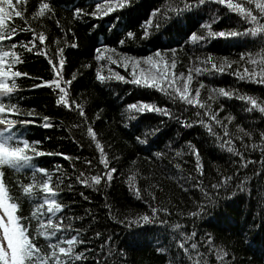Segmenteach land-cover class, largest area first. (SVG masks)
Listing matches in <instances>:
<instances>
[{
  "label": "trees",
  "instance_id": "1",
  "mask_svg": "<svg viewBox=\"0 0 264 264\" xmlns=\"http://www.w3.org/2000/svg\"><path fill=\"white\" fill-rule=\"evenodd\" d=\"M41 2L26 0V3L17 5L24 13L23 18H14L8 24L17 29L18 36L0 44V51L22 54L24 62L17 69L29 73L28 77L17 79L19 88L11 102L25 112L35 109L37 123L19 131L30 140L41 141L39 150L65 154L45 155L33 160L37 168H46L64 180L60 186L63 190H56L57 201L65 205L53 218L54 222L64 226L57 235L68 239L76 235L77 230L80 232L83 243L75 245V252L85 254L87 259L84 264H264V172H261L264 169V154L261 151L264 140L260 136L264 132V113L247 111L250 105L236 98L248 95L264 101V85L242 81L232 75L237 69L242 73L245 68L249 72L259 70V61L264 58V45L260 44L259 36L250 35L231 39L209 38L206 44L186 43L194 32L207 37L208 29L200 27L205 22L211 25L213 31L242 30L256 25L245 22L239 13L213 0L182 15L174 10L182 8L184 3L196 4L197 0H129L126 8L103 17H93L91 12L96 10V3L103 4L105 0H47L52 4L53 12L45 17H36L33 13L39 10ZM233 2L244 3V0ZM76 7L84 9L87 14L74 17L73 9ZM252 7L254 9V5ZM156 8L161 11L152 16ZM165 12L167 17L163 15ZM216 14L221 18L212 23ZM150 18L153 24L148 29L149 37L145 38L140 25ZM57 20L60 27L56 25ZM260 23L264 24V19ZM24 27L45 34V42L41 45L37 40V48L46 52V56L35 50L26 53L19 46L16 49L10 47L11 43L19 45L33 39L31 32L20 31ZM128 31L135 34L134 39L126 37ZM121 39H125L126 43L121 45ZM73 44L78 46L72 47ZM102 45L115 51H104L103 57L97 61L96 49ZM57 48L64 49L63 78L71 81L66 88L67 99L70 104L72 101L83 104L86 120L74 107L69 110L56 105L58 90L47 86L32 88L34 83L55 77L48 61L52 59L55 63L59 59ZM171 48H176L177 53L176 67L170 71L177 78L180 88L189 70L204 67L201 62L209 55L218 65L224 57L232 62L231 69L223 74L197 75L192 72L194 78L189 85L190 95L195 97V90L203 83L204 87L196 98L206 104V108L189 105L180 100L178 94L172 99L159 89L131 83V68L121 66L120 55L141 58L156 50ZM241 53H251V59L257 64L253 65L248 58L241 61ZM109 55L117 62L109 63L106 59ZM172 59L169 52L165 62L171 63ZM98 68L105 76L109 75L108 69L111 68L125 76L128 82L113 77L101 83L96 78ZM148 70L150 72L145 71V74H155L150 67ZM73 73L76 74L75 80H72ZM180 73H184V78L180 77ZM137 75H140L139 69ZM220 88L235 95L229 99L213 91ZM4 102L8 103L7 100ZM140 102L166 107L175 118L152 111L141 114L127 108ZM97 113H100L98 119ZM212 115L221 124L217 125L211 119ZM44 116L49 117L51 127L40 126L45 123ZM229 116L234 119L229 121ZM182 121L192 126L186 127ZM89 124L107 153L110 167L117 169L111 182L105 178L95 186L91 182L85 186L76 180L81 172L88 177L103 175L106 171L99 162L100 152L95 141L87 132ZM205 125H211L212 131L209 132ZM224 126H227V134ZM157 127L159 131L154 135H142ZM241 129L251 132V137L245 136ZM136 136L148 142L139 144ZM189 143L199 151L203 175L196 171L195 155L188 147ZM221 143L225 144L223 148ZM254 144L258 146L255 149L252 148ZM230 146L242 152L247 161L255 163L241 167V158L228 151ZM158 151L163 153L161 158L154 156ZM86 161H91V165ZM2 170L8 194L20 205L17 215L23 218L22 224L42 250H49L48 244L54 243L56 238L48 240L38 236L37 221L32 218L36 205L43 203L45 193L37 188L36 195L25 196L18 183L30 182L32 170L25 167L18 172L8 166ZM224 176H233V180L220 189H209V199L193 187L201 181L206 186L217 183ZM44 179L42 174H37V183ZM241 181L245 183L241 184ZM69 184L71 189L67 187ZM151 207L167 208L168 212H158L155 219L145 222L141 217H152ZM198 211V217L188 215ZM174 224L181 225V228H173ZM97 232L101 233L99 237L95 235ZM180 241L185 242L187 253L179 247ZM192 243L197 245L196 249L190 247ZM160 248L167 251L161 253L158 251ZM224 253L228 255L224 256ZM217 256L221 259L218 260Z\"/></svg>",
  "mask_w": 264,
  "mask_h": 264
},
{
  "label": "snow or ice",
  "instance_id": "2",
  "mask_svg": "<svg viewBox=\"0 0 264 264\" xmlns=\"http://www.w3.org/2000/svg\"><path fill=\"white\" fill-rule=\"evenodd\" d=\"M214 3L219 5H227V7L235 12L239 13L243 20L250 24H255V27L251 28H243L242 30L237 29H227L221 31H213L211 30V25L207 22L201 24V28H207V37L199 36L197 32L191 34L189 40L186 43L191 42L193 44L198 43H208L209 38H223V39H231L234 37H240L245 35H250L253 37H260V44L264 45V24L260 23L261 19H264V0H244V3H234L233 0H213ZM21 3H26V0H0V44L5 41H12L17 38L18 32L14 27L9 26L8 22L12 21L14 18H23L24 13L18 9L17 5ZM208 3V0H197L196 4L184 3L182 8L175 9L174 11L178 12V15H182L185 11L191 10L194 7H198L200 5H204ZM129 5V0H105L103 4L96 3V10L91 12V16H100L103 17L109 13H113L117 9H124ZM254 5V9L253 6ZM160 9L156 8L151 13L152 16H156L160 13ZM256 11V14L253 12ZM53 12L52 4L47 2V0H42L39 5V10L36 13H33L36 17H45L47 13ZM82 14H87L84 12V9L76 7L73 9V15L76 18H79ZM165 17L168 16V13L165 12L163 14ZM220 16L218 14L212 17V23H217L220 20ZM153 24L152 19L150 18L147 21H144L140 27L144 29L143 35L145 38L149 37L150 31L148 30ZM57 27H60V21H56ZM159 28V24L155 25ZM21 32H31L33 39L29 42H21L19 45L17 43H11L10 47L12 49H16L18 46L24 50L26 53H33L34 50L41 55H47L46 52L42 50H38L37 48V40L41 45L46 40V36L43 32L37 33L30 27H24L20 29ZM61 31L63 29L61 28ZM126 37L128 39H134L135 34L132 31H128L126 33ZM121 45L126 43L125 39H121L119 41ZM57 44H59V40H57ZM78 45L73 44L72 47H77ZM103 49V51H102ZM104 51H112L114 49H108L106 45H102L96 49L97 55L96 60L99 61L103 57ZM172 54V62L166 63L165 57L168 53ZM177 53L176 48H171L167 50H156L153 54L148 55L146 57H130L127 55H120L121 66L123 68H131V83H134L138 86H150L154 89H159L161 92L168 95L170 98L175 99L176 94L179 95V99L182 101H186L189 105H197L200 108H206L207 105L202 103L196 97H199L200 89L204 87V84L201 83L200 87L195 90L196 96L193 97L190 95L191 89L189 87L190 82L194 78L192 72L194 71L197 75L201 74H223L226 71L230 70L232 67V62L228 60L227 57H224L223 60L217 64L215 59L209 55L206 59H204L201 63L204 67H196L194 69L189 70V74L183 84V87L180 88L177 85V78L172 75L171 69H175V55ZM64 49L57 48V56L58 60L54 63L52 59H49V64L51 65L52 71L55 73V77L52 80H41L39 84H32V88L39 87H50L53 90H58L57 99L55 101L56 105L63 106L68 108L69 110L74 109L79 111V115L85 120L87 117L85 116L84 106L81 103H76L72 101L69 103L67 99V91L66 88L71 84V81H65L63 78V65L65 63L63 59ZM251 53H241L240 60L244 61L246 58L251 59ZM109 63H115L112 56L109 55L106 57ZM199 59V58H197ZM24 60L22 58V54H17L15 51L6 52L0 51V230H2V239H0V264H76V262H80V264H84L86 261V256L84 253L75 252V245L82 244L83 240L80 239V232L77 230L76 235H72L71 238L65 239L64 235L58 236V233L62 232V228L64 227L61 223L54 222V217L57 216V213H60L65 205L59 203L56 199V190L61 189V185L64 183V180L61 176L55 175L54 172H49L46 168L39 167L37 168L33 164L34 158H38L45 155H65L63 153H45L39 150L38 146L41 144L39 140H30L25 137L20 129L25 128L28 125H34L37 123L36 112L35 109L28 110L27 112L23 111L18 104L12 103L13 97L17 94V90L19 85L17 84V79L20 77H28L29 73L21 72L17 69V66L23 64ZM148 64L150 66V70H154L155 74H145V69L141 68V63ZM251 63L253 65L257 64V61L251 59ZM259 70H253L251 72L248 71L247 68L244 69L243 73L237 69L232 75L238 77L242 81H248L260 85H264V58L259 61ZM87 67V65H85ZM103 67V66H102ZM139 69L140 75H137V70ZM109 75L105 76L101 73V68L97 69V80L101 83L112 79L113 77L118 81H127L125 76L120 75L118 72H114L111 68L108 69ZM180 77L184 78V73H180ZM76 79V74L73 73L72 80ZM217 93V95L227 97L229 99L233 98L235 95L234 92L226 91L223 88L213 90ZM241 101H246L250 107L246 110L251 112L254 110H259L261 113H264V101H260L257 98L248 95H240L238 97ZM7 100L6 104L4 101ZM223 108V105L220 106ZM128 109H135L139 113L143 114L148 111L155 112L157 114L169 117H173L171 111L166 107H158L154 104L149 103H133L127 106ZM100 113H97V119L99 118ZM16 117V118H12ZM25 117V118H19ZM135 118V117H133ZM43 123L42 127H51L52 125L48 123L49 117H42ZM211 119L215 121L217 125L221 124L219 119H216L215 115L211 116ZM234 117L229 116L228 120L231 121ZM184 126L191 127L192 125L187 123L186 121H182ZM203 123V121H200ZM209 132L212 131L211 125H205ZM159 131V127L154 130H151L146 133H142L144 136L154 135ZM244 132L243 129H241ZM87 132L91 136V138L95 141V146L100 152V160L99 162L103 165L106 170L103 175H94L84 177V173H80V175L76 176V180L85 185L89 186L91 182L92 186L99 185L102 180L106 178L108 182L113 180V174L117 171L116 168L110 167L109 160L107 159V153L104 151L103 146L100 141L96 138L97 134L93 130V127L89 124L87 126ZM224 132L227 134L228 129L227 126H224ZM215 135V133H213ZM245 136L251 137V132H244ZM262 140H264V132L260 133ZM136 141L139 144H146L147 139H141L140 136L135 137ZM243 139V137H241ZM231 144V141L227 142ZM222 148L225 146L224 143L220 145ZM188 147L193 150L196 160V171L201 175L204 174V167L201 163V157L199 155L198 149H195V146L189 143ZM257 145H252V148H257ZM228 151L235 153L237 156L241 158L240 166L247 167L249 163H255V161H247L244 158V154L242 152H237L234 147H228ZM262 154H264V148L261 149ZM180 155V153H177ZM154 156L156 158H161L163 153L155 152ZM69 158L70 157H66ZM89 165H91V161H86ZM135 163V161H133ZM4 166L11 167L16 171H20L25 167H28L32 170V179L30 182L25 184L23 181H18L20 184V189L25 196L36 195V189L45 193L43 196V203L37 204L34 211L32 212V218L37 221V235L43 236L48 240L52 238H56L54 243L48 244L49 250H42L37 243L35 242V238L31 235L28 228L22 224V217L17 215L19 210V203L15 202L14 198H12L8 194V189L5 181V174L2 170ZM179 168V164L176 165ZM261 172H264V169H261ZM42 174L45 179L42 182L37 183L36 176L37 174ZM259 175L260 173H256ZM55 176V183L53 184V177ZM191 179V178H190ZM233 180V176H224L223 180H218L217 183L211 185H204L203 182L195 183L193 187L199 189L201 193L204 195L205 199H209L211 196V192L209 189H220L224 187L228 183V181ZM245 183V181H241V184ZM71 189L72 185L69 184L67 186ZM187 191V189H185ZM51 194V195H49ZM137 196H139V192L137 191ZM83 196V193H80ZM87 199V197H85ZM203 205H201V209ZM151 212L153 214L152 217L149 215H144L141 219L145 222L150 219H155L156 214L158 212L167 213V208H156L151 207ZM189 216L198 217L200 216V212L189 213ZM61 221L63 217H60ZM76 219H81V217H77ZM161 223H166L165 221H161ZM70 227V226H69ZM173 228L179 229L181 225L174 224ZM97 237L101 235V233L97 232L95 234ZM193 236L196 235L195 232L192 233ZM111 240V237L108 238ZM190 239V237L188 238ZM208 240L211 241L212 237H208ZM6 242V243H5ZM179 247L183 249L184 252H188V248L185 247V242L180 241ZM64 245V246H62ZM192 249H196L197 245L192 243L190 245ZM159 252L165 253L167 250L164 248L158 249ZM227 256V253L223 254ZM217 259H221L220 256H217Z\"/></svg>",
  "mask_w": 264,
  "mask_h": 264
},
{
  "label": "rangeland",
  "instance_id": "3",
  "mask_svg": "<svg viewBox=\"0 0 264 264\" xmlns=\"http://www.w3.org/2000/svg\"><path fill=\"white\" fill-rule=\"evenodd\" d=\"M150 66H145V64L143 63V65L141 64V68H143V69H145V71L146 72H150L149 70H148V68H149ZM49 195H51V194H49ZM2 236H3V234H2V230H0V239H2ZM6 243V242H5Z\"/></svg>",
  "mask_w": 264,
  "mask_h": 264
}]
</instances>
